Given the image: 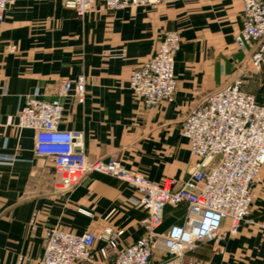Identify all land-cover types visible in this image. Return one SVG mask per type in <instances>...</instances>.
<instances>
[{
    "label": "crops",
    "instance_id": "0c3cea01",
    "mask_svg": "<svg viewBox=\"0 0 264 264\" xmlns=\"http://www.w3.org/2000/svg\"><path fill=\"white\" fill-rule=\"evenodd\" d=\"M242 0H174L108 10L100 1L77 15L62 0H15L0 29V264H36L45 231L58 227L76 234L122 228L118 249L144 231L146 212L134 205L125 181L90 171L70 190L54 188L48 157L34 154L35 133L16 126L27 95L58 98L60 129L82 130L88 161L116 159L155 183L185 181L195 158L181 134L187 113L210 93L243 81L242 88L264 101V70L250 63L234 37L241 28ZM176 30L181 47L175 56L176 89L171 100L144 107L129 89L131 70L155 51L164 31ZM13 47V50H10ZM83 74L84 103L60 96L62 79ZM186 204L165 205L162 229L181 223ZM251 218L224 241L202 240L189 252L195 264H264V164L252 183ZM225 219L222 228L226 229ZM96 239L94 259L105 264ZM20 256L27 257L19 261ZM79 264V263H73Z\"/></svg>",
    "mask_w": 264,
    "mask_h": 264
},
{
    "label": "built area",
    "instance_id": "2783aa9c",
    "mask_svg": "<svg viewBox=\"0 0 264 264\" xmlns=\"http://www.w3.org/2000/svg\"><path fill=\"white\" fill-rule=\"evenodd\" d=\"M15 0H0V29L4 12ZM100 1L105 9L139 7L174 0H62L77 15L92 11ZM239 50L250 53V63L264 70V0H242L241 28L234 37ZM181 47L176 30L164 31L153 54L129 75V89L144 107L171 100L176 89L174 63ZM10 50H13L11 47ZM243 81L210 93L185 116L181 134L188 141L195 164L190 176L179 186L155 183L123 167L116 159L88 161L82 130L60 129L63 104L58 98L46 100L36 91L27 95L17 113L16 126L35 133L34 154L48 157L54 164L57 191L77 186L90 171L112 175L135 191L131 202L145 210V231L132 243L118 249L122 228L105 227L103 233H72L58 227L45 231L43 250L36 264H87L94 259L96 239L104 241L99 253L105 264H195L189 252L202 240L224 241L237 233L241 223L251 218L252 183L264 164V101L242 88ZM72 93L84 103L86 83L83 74L61 81L60 96ZM15 156L0 158L10 163ZM186 204L181 223L162 229L165 205ZM229 220L226 229L223 221ZM264 227V222L261 223ZM27 257L20 256L19 261Z\"/></svg>",
    "mask_w": 264,
    "mask_h": 264
}]
</instances>
